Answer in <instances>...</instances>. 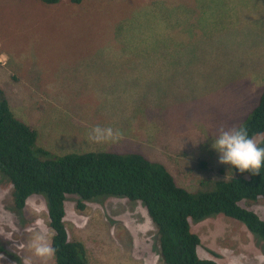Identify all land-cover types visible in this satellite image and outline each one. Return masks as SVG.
I'll return each mask as SVG.
<instances>
[{"label":"rangeland","instance_id":"obj_1","mask_svg":"<svg viewBox=\"0 0 264 264\" xmlns=\"http://www.w3.org/2000/svg\"><path fill=\"white\" fill-rule=\"evenodd\" d=\"M194 6L0 0V91L38 132V147L139 153L188 191H213L235 176L218 162L213 136L239 128L264 91V0H207L192 26ZM184 17L191 19L180 27ZM97 125L122 135L97 144L88 135ZM13 201V186L0 175V246L8 249L0 264L31 255L30 228L53 236L44 196H32L22 213ZM79 203L78 195L67 197L65 225L70 241L85 243L90 264H164L144 203L110 197L83 210ZM240 205L264 220V200ZM192 230L203 259L264 264V250L240 221L218 215ZM33 264L40 261L33 257Z\"/></svg>","mask_w":264,"mask_h":264},{"label":"trees","instance_id":"obj_2","mask_svg":"<svg viewBox=\"0 0 264 264\" xmlns=\"http://www.w3.org/2000/svg\"><path fill=\"white\" fill-rule=\"evenodd\" d=\"M41 1L55 5L60 0ZM83 1L70 0L78 5ZM188 1L196 7V14H192L193 26L197 24L196 17L206 13L203 4L207 0ZM239 128L246 129L250 136L264 133V91ZM37 141L38 132L16 117L0 91V175L13 186L16 212L22 213L32 196L46 198L49 225L53 229L52 243L56 249L49 264H90L85 243L69 239L65 225V204L69 195L79 196L80 210L87 202L110 197L144 203L158 232L159 253L164 264H220L200 257L202 239L192 230V223L198 224L218 215L244 223L256 236L259 248L264 250V220L240 205L244 200H264V167L259 175H252L240 173L231 166L235 174L232 179L218 182L213 191L190 192L176 183L163 164L142 154L95 152L92 148L82 153L73 150L57 154L38 147ZM260 146L264 147V142ZM7 253L8 249L0 246V255Z\"/></svg>","mask_w":264,"mask_h":264},{"label":"clouds","instance_id":"obj_3","mask_svg":"<svg viewBox=\"0 0 264 264\" xmlns=\"http://www.w3.org/2000/svg\"><path fill=\"white\" fill-rule=\"evenodd\" d=\"M88 135L91 141L102 144L117 140L122 134L110 126L97 125L90 130ZM213 138L212 148L219 153L218 162L220 164L231 165L240 173L260 174L261 168L264 167V147L260 146L264 142V133L250 136L244 128L225 129L221 127ZM29 232L27 247L31 255L23 258V264H33V257L40 261V264H49L56 252L52 237L47 230L39 226L30 228ZM3 259L5 257L0 255V260Z\"/></svg>","mask_w":264,"mask_h":264},{"label":"crops","instance_id":"obj_4","mask_svg":"<svg viewBox=\"0 0 264 264\" xmlns=\"http://www.w3.org/2000/svg\"><path fill=\"white\" fill-rule=\"evenodd\" d=\"M225 2V1H224ZM225 4L228 6V4L225 2ZM193 20V18H192ZM191 22V20L189 21ZM184 23H185V20L184 19H180V27H184ZM175 24V20L173 21L172 25ZM177 30V29H176Z\"/></svg>","mask_w":264,"mask_h":264}]
</instances>
